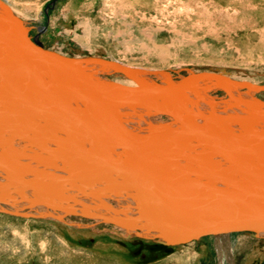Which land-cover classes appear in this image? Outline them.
<instances>
[{"label": "bare ground", "instance_id": "1", "mask_svg": "<svg viewBox=\"0 0 264 264\" xmlns=\"http://www.w3.org/2000/svg\"><path fill=\"white\" fill-rule=\"evenodd\" d=\"M26 30L0 2V212L173 246L212 236L219 264H234L231 233L264 236L262 219L200 233L264 217L263 84L206 71L156 82L155 71L35 48Z\"/></svg>", "mask_w": 264, "mask_h": 264}, {"label": "rangeland", "instance_id": "2", "mask_svg": "<svg viewBox=\"0 0 264 264\" xmlns=\"http://www.w3.org/2000/svg\"><path fill=\"white\" fill-rule=\"evenodd\" d=\"M0 2L47 51L155 71L146 76L156 82L165 79L162 72L177 81L206 71L264 85V0ZM199 88L222 98L210 85ZM76 221L0 212V264H219L212 236L173 246ZM230 241L234 264H264V236L245 230L231 233Z\"/></svg>", "mask_w": 264, "mask_h": 264}, {"label": "water", "instance_id": "3", "mask_svg": "<svg viewBox=\"0 0 264 264\" xmlns=\"http://www.w3.org/2000/svg\"><path fill=\"white\" fill-rule=\"evenodd\" d=\"M21 34L24 36L23 32H21ZM3 38H4V36L1 33V31H0V42L1 43L3 42ZM25 38H27V37H25ZM30 43L35 48L39 45V42L37 41V38H34V41H32ZM47 62H48L49 65L58 67L62 71L68 72L71 75H73V77L76 80L78 85L82 83L78 73L76 72V70H74V68L69 66L68 65L69 63H66V62L62 61L60 59V57L55 56V55L49 56V59H47ZM152 90H159L160 92H164L166 89L164 87H162V86H159V87L152 88ZM261 219L264 220V217H261V218L259 217V218L255 219L253 214L247 213V214H245V219L242 220L241 222H238L237 224L230 225L229 227L228 226L220 227L219 229H218V227L214 228L212 225H207V226H205L203 231H201L200 233H203V235H210V234H213V233H216V232H220V231H229V232L236 231V230H240L242 227L246 226L248 223L253 222L254 220H261ZM194 234L198 235L199 232L196 231V232H194Z\"/></svg>", "mask_w": 264, "mask_h": 264}]
</instances>
